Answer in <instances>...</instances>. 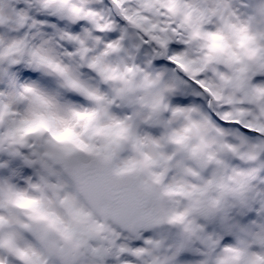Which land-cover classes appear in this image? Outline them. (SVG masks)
<instances>
[{
    "label": "snow or ice",
    "instance_id": "obj_1",
    "mask_svg": "<svg viewBox=\"0 0 264 264\" xmlns=\"http://www.w3.org/2000/svg\"><path fill=\"white\" fill-rule=\"evenodd\" d=\"M245 7L250 15L238 30L250 33L264 21V0H252ZM127 13L126 5L120 0H91L87 9L68 0H0V114L26 102L29 116L24 122L47 121L50 134L47 140L33 145L30 153L14 147L0 148V264H49V256L55 257V264H82L85 256L89 257L87 264H105V257L113 254L109 248H88L84 238L70 227L50 235L22 222L9 207L15 203V198L24 196L12 181L27 176L31 170H36L39 177V183L31 184L41 193L37 203L46 199L44 193L50 191L77 222L81 218L90 219L92 213H96L110 217L139 235L140 226L131 217L145 209L158 196L157 191L151 183L133 174L135 161L117 162L116 141L100 147L85 145L80 138L82 134L75 131L77 122L85 115L90 120H117L129 131L133 122L144 115L135 111V101L128 100L132 115L127 123L119 121L111 114L113 100L104 94V85L92 79L103 67L105 58L113 54L134 62L143 59L144 63L135 68L136 71L148 65L144 84L156 91L149 105L148 120L140 125L142 128L151 124L167 129L172 121H183V133L198 136L201 149L207 148L211 139H216L223 141L222 147L238 153L232 143L237 141L246 148L241 159L259 165L244 175L253 180L264 177V121L251 118L253 113L245 107L255 106L264 116V52L258 55L255 48L250 49L249 62H242L231 79L222 77L226 86L240 94L239 102L233 95L222 97L219 88L209 96L201 90L207 86L199 77L192 83L175 74L164 75L166 69H157L161 60L177 59L178 47L169 44L167 52L154 50L144 55L138 46L122 47V25ZM247 39L254 42L255 37L249 34ZM154 69L153 77L148 73ZM212 97L216 101L223 100L225 107L214 103ZM85 101L94 107H84ZM162 112L165 116L170 114L171 120L161 118ZM61 129L71 137L67 143L59 142L61 137L57 132ZM210 131L215 134L212 138L207 135ZM177 135L179 133L174 132L167 137L177 145L176 155L170 154L164 146V138L149 134L145 139L156 150L155 163L195 175L186 167L188 161L180 158L187 149L176 139ZM142 142L136 141L137 144ZM196 151L193 149L191 155ZM149 159L145 157V161ZM208 159L212 161V155ZM159 179L156 175L152 177L155 183H159ZM246 187L242 183L240 190ZM241 204L248 207L244 199ZM223 228L228 233L245 230L230 222H225ZM96 231L98 228L92 224L88 234ZM257 239L264 244V234ZM143 243L153 244L151 240ZM189 244L188 239L180 240L173 257L164 264H172ZM144 251L141 241L136 240L121 244L116 254L124 260L140 256ZM251 264H264V259L255 257Z\"/></svg>",
    "mask_w": 264,
    "mask_h": 264
},
{
    "label": "clouds",
    "instance_id": "obj_2",
    "mask_svg": "<svg viewBox=\"0 0 264 264\" xmlns=\"http://www.w3.org/2000/svg\"><path fill=\"white\" fill-rule=\"evenodd\" d=\"M83 9H87L91 0H68ZM115 2V0H113ZM128 10L124 20L122 47L132 49L138 46L142 55L154 50L167 52V45L179 48L176 60H161L157 69H166L164 75H178L185 81L195 83V77L206 82V89H201L211 96L219 88L221 96L233 95L237 102L242 98L238 92L226 86V80L235 76L241 63H248L247 55L252 48L257 54L264 52V21L250 33L238 29L250 15L248 5L252 0H120ZM117 8L120 4L116 5ZM255 37L249 42L247 36ZM144 60H127L123 55L113 54L105 58L103 67L92 79L104 85L105 93L113 100L111 114L119 121L128 122L132 110L128 100L136 102L135 111L143 117L133 122L131 131L125 125L113 119L90 120L87 115L77 122L76 132L81 133L85 145L100 147L109 141H116L117 162L135 161L133 174L141 181L151 183L158 196L150 201L145 209L133 214L131 220L137 223L139 235L112 220L92 213L90 219L81 218L77 222L70 216L66 207L57 197L46 191L42 202L41 193L31 187L39 183L36 170L27 176L14 179L16 190L24 193L15 198L10 205L22 222L35 230L55 235L70 227L78 236H82L88 248H109L113 254L105 257V264H164L173 257L177 243L182 239L190 244L181 256L173 259L172 264H251L255 257L264 259V244L257 239L264 234V177L253 180L247 173L253 165L241 156L246 148L237 141H232L238 153H232L222 147L223 141L211 139L207 148L199 147V137L183 133L184 122L172 121L167 129L140 125L148 120L149 105L155 93L154 88L144 84L145 70H134ZM156 74V69L148 73ZM213 102L225 107L223 100ZM170 102V101H169ZM84 107L94 105L85 101ZM253 113L251 118L264 121L255 106L245 105ZM29 109L26 102L14 106L7 113L0 114V148L14 147L29 152L33 145L49 138L47 121L35 120L29 123ZM161 118L171 120L170 114ZM227 123V122H225ZM179 133L187 152L180 158L188 161L195 175L182 169L161 167L156 160V150L145 137L149 134L163 139L164 146L172 155L177 154V145L168 140L172 133ZM59 142L67 143L71 137L58 130ZM207 135L214 137L213 132ZM137 140L143 141L136 143ZM19 141L20 143H17ZM135 144V147H134ZM27 146V147H25ZM196 149L195 155L191 151ZM212 155V161L208 157ZM151 159L145 161V157ZM220 161V163H216ZM159 176V183L152 180ZM55 182V178L51 180ZM247 185L241 191V184ZM167 190V191H166ZM244 199L247 208L241 204ZM90 211V209H85ZM239 224L244 231L237 229L233 233L224 231L223 224ZM94 224L98 231L89 235V228ZM141 241L144 252L140 256L126 257L121 260L118 252L121 244ZM151 240L153 244L143 243ZM157 245V246H153ZM49 264H55V257H47ZM85 256L82 264H87Z\"/></svg>",
    "mask_w": 264,
    "mask_h": 264
}]
</instances>
